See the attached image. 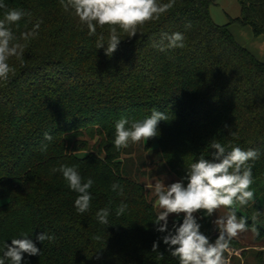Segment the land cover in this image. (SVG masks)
Wrapping results in <instances>:
<instances>
[{
  "label": "trees",
  "instance_id": "trees-1",
  "mask_svg": "<svg viewBox=\"0 0 264 264\" xmlns=\"http://www.w3.org/2000/svg\"><path fill=\"white\" fill-rule=\"evenodd\" d=\"M237 1L240 15L219 25L209 12L216 0H174L135 37L118 29L123 40L109 57L106 44L96 46L101 35L107 40L108 26L89 35L61 0H0L6 5L0 19L11 9L30 13L9 25L14 42L22 45L23 66L10 57L16 72L0 81V258L5 243L24 233L41 253H24L21 264H179L163 243L167 233L156 231L159 210L139 180L145 174L143 154L155 158L156 170L186 186L188 166L201 156L212 159L214 140L227 150L238 146L260 153L249 161L253 201L245 205L248 212L237 208L236 214L247 218L257 239L264 238L259 223L264 221V62L228 28L237 23L264 36V0ZM27 32L34 34L24 39ZM176 32L183 34L185 47L161 51L162 35ZM153 109L167 116L158 135L117 150L116 123L143 120ZM61 165L76 166L85 182L94 181L87 212L76 211L78 194L58 170ZM113 183L122 186L123 195L112 191ZM121 203L128 207L117 216ZM103 208L110 210L109 225L96 219ZM183 216L168 221V229ZM195 216L214 242L212 216ZM42 233L54 240H37ZM156 241L162 257L152 251Z\"/></svg>",
  "mask_w": 264,
  "mask_h": 264
},
{
  "label": "clouds",
  "instance_id": "clouds-1",
  "mask_svg": "<svg viewBox=\"0 0 264 264\" xmlns=\"http://www.w3.org/2000/svg\"><path fill=\"white\" fill-rule=\"evenodd\" d=\"M61 4L65 10L70 8L74 11L78 20L87 26L89 35L96 34L97 26H108L107 40L101 35L96 46L99 49L104 48L106 44L105 55L111 57L123 40L118 29L129 39L135 37L139 27L147 22L159 20L162 14L173 7L174 0H169L168 3H158V0H61ZM0 8H6V5L0 2ZM25 15L30 13L11 9L0 19V81H7L10 74L14 75L16 72V68L8 63L10 57L19 59L23 66L22 45L14 42L16 37L9 25L20 21ZM186 27H190V24ZM35 28L38 29L39 24H36ZM33 34L24 33L23 38L27 39ZM164 40L167 41L166 44L163 43ZM183 47L185 44L182 33L162 35L161 51ZM161 120H167V116L156 109L143 120L130 121L121 118L115 125V148L120 150L127 148L130 143L136 144L156 137ZM44 139L50 142L53 137L45 133ZM211 149H215L211 154L212 159L201 156L198 161L188 166L184 178L187 180L186 186L182 181L167 186L162 182H155L152 186L157 197L154 207L160 209L153 221L157 225L156 231L167 233L162 237L163 243L167 245L170 255L178 259L179 264H229L225 253L230 251V242L247 230V218H238L236 209L237 206H245L253 201L254 192L250 190L253 174L249 161L257 160L260 153L252 149L245 151L238 146L227 150L215 140ZM58 170L70 190L78 194L74 201L76 211L80 214L87 212L92 199L89 189L94 181L89 178L85 182L76 166L61 165ZM111 189L123 195L120 184L113 183ZM127 207V204L121 203L116 209V215L121 216ZM221 208H227L229 211L215 219L214 224L219 235L214 242H210L209 237L200 231L201 225L194 214L203 212L205 216L211 217ZM170 214H184L183 222H174L172 230L168 229ZM109 215V208H103L96 213V219L100 224L109 225ZM27 237V234L22 233L21 238L11 239L10 245L5 243L0 264H5L6 261H10V264H21L24 253L29 256L40 255V249ZM36 238L41 242L54 240V237L47 233H42ZM158 248L159 241H156L152 245V251L158 252L162 257L163 253L159 252Z\"/></svg>",
  "mask_w": 264,
  "mask_h": 264
},
{
  "label": "rangeland",
  "instance_id": "rangeland-1",
  "mask_svg": "<svg viewBox=\"0 0 264 264\" xmlns=\"http://www.w3.org/2000/svg\"><path fill=\"white\" fill-rule=\"evenodd\" d=\"M209 12L211 18L216 24L224 25L230 21V18H235L240 15L241 7L237 0H216V2L210 6ZM228 28L232 32L236 41L244 47L248 46L251 48L250 44L254 42L253 39L259 37L254 36L250 26H241L237 23H231ZM245 30L249 31V35L246 34ZM262 54L264 55V52H262ZM151 147L157 148V142L153 141L151 143ZM134 148H137V146H134ZM139 150L141 151V149ZM143 156L146 160L143 165H141V168L145 171V174H141L139 180L147 186L149 190V197L156 201L157 197L155 196L154 189L152 187L155 182H162L165 186H167L171 183L179 181L174 175L168 174L165 171L163 172L162 170H156L154 166V157H149L148 153H144ZM237 208L248 212L247 206H237ZM158 210L160 211L159 208ZM228 211L229 210L227 208H221L212 215V231L214 234L219 235L218 229L214 224L215 219L218 216L227 214ZM181 215L184 214H180L179 216L170 214L168 221L173 218L177 219L181 217ZM194 215H196V213ZM259 223L264 226V221L260 220ZM234 240L236 243L230 244L229 253H225L226 258L229 260V264H259L261 259L264 261V238L257 239L256 232L253 229L247 227V230L240 233L236 238H234Z\"/></svg>",
  "mask_w": 264,
  "mask_h": 264
},
{
  "label": "crops",
  "instance_id": "crops-1",
  "mask_svg": "<svg viewBox=\"0 0 264 264\" xmlns=\"http://www.w3.org/2000/svg\"><path fill=\"white\" fill-rule=\"evenodd\" d=\"M245 31H246V34L249 35V31L248 30H245ZM261 37H264V36L261 35L258 38H254V39L252 38L254 42L250 44L251 48H249L248 46L246 48L249 49L258 59L264 62V55L262 54V52H264V38H261Z\"/></svg>",
  "mask_w": 264,
  "mask_h": 264
}]
</instances>
